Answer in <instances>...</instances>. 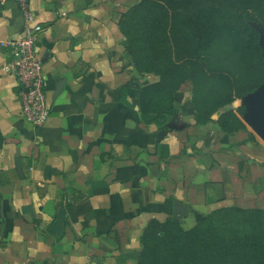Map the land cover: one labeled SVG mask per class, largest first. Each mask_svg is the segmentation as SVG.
Masks as SVG:
<instances>
[{"label": "crops", "instance_id": "crops-1", "mask_svg": "<svg viewBox=\"0 0 264 264\" xmlns=\"http://www.w3.org/2000/svg\"><path fill=\"white\" fill-rule=\"evenodd\" d=\"M21 1L42 26L41 126L21 114L3 45L24 24ZM135 2L0 3V264H137L151 219L189 229L217 208L264 209V142L243 115L231 133L218 112L197 123L187 82L176 128L144 121L137 90L157 76L135 70L118 26Z\"/></svg>", "mask_w": 264, "mask_h": 264}, {"label": "trees", "instance_id": "trees-1", "mask_svg": "<svg viewBox=\"0 0 264 264\" xmlns=\"http://www.w3.org/2000/svg\"><path fill=\"white\" fill-rule=\"evenodd\" d=\"M252 22L264 27V0H137L121 13L135 70L157 76L137 90L144 121L165 127L176 92L189 82L197 123L218 112L223 132L245 128L242 106L222 108L262 81ZM140 244L137 264H264V209L217 208L189 229L171 217L151 219Z\"/></svg>", "mask_w": 264, "mask_h": 264}, {"label": "built area", "instance_id": "built-area-1", "mask_svg": "<svg viewBox=\"0 0 264 264\" xmlns=\"http://www.w3.org/2000/svg\"><path fill=\"white\" fill-rule=\"evenodd\" d=\"M3 1L0 0V3ZM21 11L24 17L22 28L3 45L8 47L10 64L19 84L21 114L33 125L41 126L49 116L43 62L35 48V40L42 26L33 21L22 1Z\"/></svg>", "mask_w": 264, "mask_h": 264}, {"label": "water", "instance_id": "water-1", "mask_svg": "<svg viewBox=\"0 0 264 264\" xmlns=\"http://www.w3.org/2000/svg\"><path fill=\"white\" fill-rule=\"evenodd\" d=\"M251 25L259 35L258 43L262 49L264 61V31L260 25L255 22H252ZM245 102L248 108L247 112L243 114V117L252 131L264 142V87L247 93L245 95ZM178 118L179 115L173 116L167 123V126L176 128L175 123H177ZM176 217L177 215L173 214V218Z\"/></svg>", "mask_w": 264, "mask_h": 264}, {"label": "rangeland", "instance_id": "rangeland-1", "mask_svg": "<svg viewBox=\"0 0 264 264\" xmlns=\"http://www.w3.org/2000/svg\"><path fill=\"white\" fill-rule=\"evenodd\" d=\"M137 1V0H136ZM259 24V23H257ZM260 25V24H259ZM260 27L263 29L264 31V27H262L260 25ZM264 87V73H263V78H262V81L261 83L256 87V89H259V88H263ZM242 106L243 107V112H247V105H246V102H245V95L241 96V97H238V98H235L232 102L226 104L222 109H233L235 110L238 106ZM249 128V127H248Z\"/></svg>", "mask_w": 264, "mask_h": 264}]
</instances>
